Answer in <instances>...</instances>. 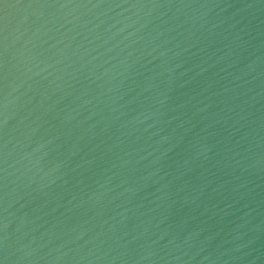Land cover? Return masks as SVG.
Instances as JSON below:
<instances>
[{"label":"water","instance_id":"1","mask_svg":"<svg viewBox=\"0 0 264 264\" xmlns=\"http://www.w3.org/2000/svg\"><path fill=\"white\" fill-rule=\"evenodd\" d=\"M0 264H264V0H0Z\"/></svg>","mask_w":264,"mask_h":264}]
</instances>
